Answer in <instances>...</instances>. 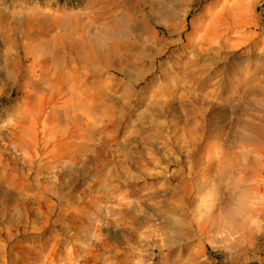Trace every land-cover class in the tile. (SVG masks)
<instances>
[{"label":"bare ground","instance_id":"bare-ground-1","mask_svg":"<svg viewBox=\"0 0 264 264\" xmlns=\"http://www.w3.org/2000/svg\"><path fill=\"white\" fill-rule=\"evenodd\" d=\"M146 1L126 0V5L132 6L120 14L121 20L129 24L124 37L112 34L99 16L94 22L100 25L97 32L89 25L82 27L77 37L51 52L41 48L35 53L38 56L33 57L35 64L27 78L40 84L52 75L56 82L37 94L34 125L26 140L18 143L21 164L16 158H6L7 166L19 170L30 180L29 190L37 193L22 197L16 192L21 189L17 180L4 181L0 237L5 246L0 247V264H12V259L15 264H154L158 257L154 252L163 248L162 242L167 238L176 245L182 241L176 236L177 227L179 219L186 216L184 235L195 227L208 241L220 236L230 248L237 240L243 242L252 236L253 226L256 227L252 221L259 218L264 206V185L260 183L264 174V119L258 121L260 126L255 120L238 122L229 141L221 142L220 136H211L206 155L196 161L192 157L198 149L195 145L208 141L207 135L213 134L214 117L208 119L204 102H184L180 114L176 115L174 109L172 125L166 130L169 144L162 143L168 158L174 149L188 153L189 159L182 162L189 182L180 185L184 196L172 200V190L162 186L161 195L154 197L159 198L158 202L145 196L135 199V187L141 178L159 177L173 165L158 169L160 158L145 149L146 153L140 152L144 163L135 160L139 136L135 128L117 143L112 128L130 116V88L116 97L112 86L88 80L99 69L103 75L112 74L109 80L121 76L129 66V52L136 42L144 50L152 47L153 41L145 37L146 29L143 33L137 29L147 26L148 21L135 20L139 5ZM257 1L235 0L230 5H218L201 38L215 35L218 25H244L241 20L253 12ZM152 15L157 18L154 12ZM157 16L172 17L174 13L163 9ZM56 100L63 107L46 117L40 126L42 109ZM112 106L127 114L115 116ZM167 108L165 101L156 109L165 113ZM65 121L77 122L76 140L59 144L70 132L61 128ZM151 168L158 171H149ZM193 195L191 201H184ZM179 210L186 212L175 217ZM155 217L164 225L147 230L148 220ZM25 234L38 235L33 243L36 248L28 249L29 255L9 254V247L17 248ZM65 243L66 247L61 246Z\"/></svg>","mask_w":264,"mask_h":264},{"label":"rangeland","instance_id":"rangeland-1","mask_svg":"<svg viewBox=\"0 0 264 264\" xmlns=\"http://www.w3.org/2000/svg\"><path fill=\"white\" fill-rule=\"evenodd\" d=\"M127 2L0 0V201L4 181L10 178L19 182L17 184L21 189L16 192L22 197L37 193L36 190H29L30 180L16 168L8 167L6 161V158H16L21 164L22 155L18 143L23 138L26 140L34 125V114L38 109L37 94L56 82L52 75H47V81L40 84L33 81L34 78H27L30 77L31 66L35 64L33 57L38 56L35 53L41 48L43 52H51L60 44L77 37L82 27L89 25L97 32L96 27L100 25L94 22L99 16L112 34L124 37L129 24L121 20L120 14L122 10L132 6L126 5ZM234 2L235 0H147L145 4L139 5L135 20L144 18L148 21L147 26H138L137 29L139 33H143L145 29L146 33L149 32L145 33V37L153 41L151 46L155 50L152 47L144 50L136 42L129 52L132 56L129 66L125 67L121 76L109 80L112 74L103 75L104 71L99 69L88 80L106 86L108 84L110 88L112 86L116 97L123 95L125 88L129 87L131 96L127 98V104L131 107L130 116L124 123L118 122L113 126L112 135L119 143L135 128L139 132L138 142L135 143L138 144V149L134 152L135 160L143 162L140 152L146 153V150L160 158L161 166L158 169L173 165V169L159 177L141 178L135 187L138 195L135 199L161 195L159 193L162 186L172 190V200H179L184 196L180 185L189 182L184 175L182 162L189 159L188 153L174 149L168 158L167 150L162 149V143L168 141L166 130L172 125L174 109L176 115L180 114L184 102H204L208 119L214 117L213 134L207 135L208 141L195 145L198 149H195L192 157L196 161L206 155V150L212 143L211 136H220L221 142L229 141L237 130L238 122L255 120L258 123L264 119V0L254 3L253 12L241 20L244 25H218L215 35L201 38L203 29L210 22L218 5H230ZM163 9L171 10L174 16L158 17L157 13ZM104 11L106 13L101 14ZM153 12L157 18L153 17ZM29 81L32 84H28ZM165 101L169 108L165 113L157 112L158 105ZM61 107L62 102L57 100L52 105H46L40 115V126L46 117ZM112 108L115 109V116L127 114L118 107ZM131 122L134 123L130 126ZM76 124L77 122L65 121L61 125L62 130L70 132L59 144L76 140ZM158 169L151 168L149 171ZM260 180L264 185V174ZM194 196H186L184 201H191ZM154 199L159 201V198ZM184 212L186 211L179 210L175 217H180ZM257 217L259 218L252 221L256 222L252 236L243 242L237 240L236 245L231 248L221 242L220 236L208 241L195 227L188 229V235H184L187 216L181 218L176 236H180L182 241L177 245L172 244L170 238L162 242L163 248L154 252L158 256L154 264H264V206ZM147 224V230L158 224L160 227L164 225L163 220L158 217L150 218ZM163 234L170 236L169 232ZM37 237L38 235L32 234L22 235L17 248L9 247V254L18 255L22 252L29 255L28 249L36 248L33 243ZM4 246V239L0 237V247ZM61 246L66 247L67 244ZM14 262L15 259H12L11 263L15 264ZM111 262L108 261V264Z\"/></svg>","mask_w":264,"mask_h":264}]
</instances>
